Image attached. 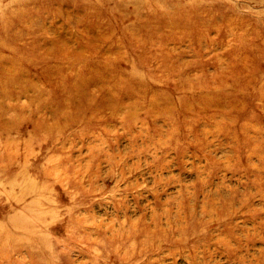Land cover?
I'll return each mask as SVG.
<instances>
[{"label":"rangeland","instance_id":"1","mask_svg":"<svg viewBox=\"0 0 264 264\" xmlns=\"http://www.w3.org/2000/svg\"><path fill=\"white\" fill-rule=\"evenodd\" d=\"M262 47L264 0H0V264H264Z\"/></svg>","mask_w":264,"mask_h":264},{"label":"bare ground","instance_id":"2","mask_svg":"<svg viewBox=\"0 0 264 264\" xmlns=\"http://www.w3.org/2000/svg\"><path fill=\"white\" fill-rule=\"evenodd\" d=\"M194 4V3H193ZM196 4V3H195ZM191 6V5H190ZM178 7H180V6H178ZM117 8V7H116ZM191 8V7H190ZM194 8V7H193ZM120 9V8H119ZM189 9V8H188ZM192 10V9H191ZM194 10V9H193ZM195 10H196V8H195ZM185 11H186V9H185ZM188 12H189V10H188ZM181 13V12H180ZM185 12H182V14H184ZM186 14V13H185ZM185 16V15H184ZM186 18V17H185ZM197 18V17H196ZM103 32V31H102ZM104 36V35H103ZM259 38V37H258ZM184 39V38H183ZM147 41V40H146ZM261 43V42H260ZM145 45V44H144ZM258 45V44H257ZM148 46V45H147ZM249 48V45H248V47L247 48H243V52L242 53H245V54H247V53H249V51H250V48ZM239 49V48H238ZM237 49V50H238ZM20 50V49H19ZM253 50V49H252ZM259 50H260V48H259ZM23 50H21V52H22ZM242 51V50H241ZM261 51V50H260ZM259 51V52H260ZM262 51H263V53H261V54H263L264 55V47H262ZM252 52V51H251ZM254 56V55H253ZM256 58V57H255ZM30 59V58H29ZM253 60V59H252ZM255 60V59H254ZM258 60V59H257ZM254 62H256V61H254ZM247 64V62H245V65ZM233 66V65H232ZM74 67H76V66H74ZM233 68V67H232ZM235 68V67H234ZM73 69H75V68H73ZM244 69V68H243ZM77 70V69H76ZM258 71V70H257ZM76 72H78V71H76ZM131 73H134L133 71H131ZM252 73V72H251ZM62 75H63V73H62ZM77 75V74H76ZM235 75V74H234ZM233 76V75H232ZM242 76V75H241ZM251 76V75H250ZM254 76V75H253ZM63 77V76H62ZM76 77V76H75ZM250 78H252V77H250ZM256 79V78H255ZM70 80V79H69ZM77 80V79H76ZM79 81V80H78ZM207 81V80H206ZM206 81H204V82H206ZM188 82V81H187ZM259 82V81H258ZM184 83V82H183ZM188 84V83H187ZM53 85V84H52ZM254 85V84H253ZM182 86V85H181ZM185 86V85H184ZM249 86V85H248ZM190 87V89H192L191 88V86H189ZM255 87V86H254ZM70 88V87H69ZM179 90H182V89H180V88H178ZM239 89H241V88H239ZM242 90V89H241ZM68 96V95H67ZM242 100V99H241ZM68 102V101H67ZM70 102V101H69Z\"/></svg>","mask_w":264,"mask_h":264}]
</instances>
